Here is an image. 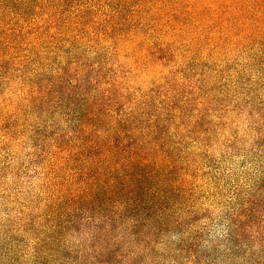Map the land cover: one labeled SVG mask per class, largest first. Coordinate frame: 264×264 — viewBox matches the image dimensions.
Wrapping results in <instances>:
<instances>
[{
	"label": "trees",
	"instance_id": "1",
	"mask_svg": "<svg viewBox=\"0 0 264 264\" xmlns=\"http://www.w3.org/2000/svg\"><path fill=\"white\" fill-rule=\"evenodd\" d=\"M110 7L0 0V264H264V42L135 84Z\"/></svg>",
	"mask_w": 264,
	"mask_h": 264
},
{
	"label": "rangeland",
	"instance_id": "2",
	"mask_svg": "<svg viewBox=\"0 0 264 264\" xmlns=\"http://www.w3.org/2000/svg\"><path fill=\"white\" fill-rule=\"evenodd\" d=\"M109 2L116 36L109 45L127 82L150 86L153 79L169 70L164 65L169 55L173 62L235 66L264 42V0ZM26 145L15 144L9 152L27 161L32 148ZM0 152L6 154L1 148ZM48 169L40 173L38 182ZM26 178L37 183L30 174Z\"/></svg>",
	"mask_w": 264,
	"mask_h": 264
}]
</instances>
